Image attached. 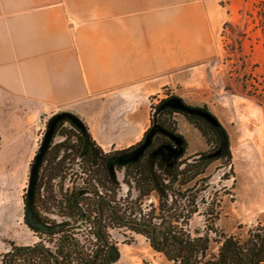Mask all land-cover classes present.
Masks as SVG:
<instances>
[{"label": "crops", "instance_id": "0c3cea01", "mask_svg": "<svg viewBox=\"0 0 264 264\" xmlns=\"http://www.w3.org/2000/svg\"><path fill=\"white\" fill-rule=\"evenodd\" d=\"M225 1L0 0L5 253L37 243L24 196L47 119L72 113L101 147L137 145L151 125L145 100L218 53Z\"/></svg>", "mask_w": 264, "mask_h": 264}, {"label": "trees", "instance_id": "16d2710c", "mask_svg": "<svg viewBox=\"0 0 264 264\" xmlns=\"http://www.w3.org/2000/svg\"><path fill=\"white\" fill-rule=\"evenodd\" d=\"M178 116L199 131L206 142V150L185 161L181 159L171 168L162 167L149 157L150 154L144 153L138 161L114 169L116 174L124 171L125 182L133 185L139 194L137 200L151 197L154 193L158 196V207H153L150 213L139 220L127 218L116 204L103 205L98 200L83 197L82 192H95L92 182L88 184V190L77 188L64 193L62 180L57 185L59 197L42 195L43 184L48 190L52 181L62 177L65 170L63 161H56V155L62 150L79 151L81 147L87 148L86 141L96 146L86 125L88 140L73 131H59L60 136H68V141L55 147L50 146L39 171L45 181L37 186L34 208L36 220L43 227L32 228V231L40 237V241L28 247H18L11 243V250L2 255L1 264H116L121 253L117 243L110 241L107 235L109 224L129 228L147 237L151 248L173 264H264V223L250 228L243 237L226 235L214 224L205 232L196 230L193 233L189 229L193 217L200 215L196 205L199 195L194 193L191 184L217 162H222L225 167L232 166L230 135L207 106L189 105L178 96L162 100L153 110L152 127L141 143L118 153L140 146L153 128L156 131L178 132ZM73 136L78 139L75 144L72 143ZM52 149L55 156L50 159ZM114 172L104 166L98 174L104 175L106 182L100 179L99 185L106 190L110 188L115 195L119 181ZM92 173L93 179L97 172L94 169ZM47 205L56 213L50 212ZM48 215H57L64 220L57 221ZM84 228H87V240L81 241L79 236ZM211 232L217 239L211 238ZM214 244H217L216 251Z\"/></svg>", "mask_w": 264, "mask_h": 264}, {"label": "rangeland", "instance_id": "374dc122", "mask_svg": "<svg viewBox=\"0 0 264 264\" xmlns=\"http://www.w3.org/2000/svg\"><path fill=\"white\" fill-rule=\"evenodd\" d=\"M222 4L228 9V17L220 34L218 53L207 65L189 71L176 84L166 85L143 104L151 117L162 100L178 96L189 105L207 106L223 123L231 139L232 166L225 167L222 162H217L191 184L194 193L199 195L196 205L200 215L193 217L189 229L193 233L196 230L205 232L214 224L226 235L243 237L250 228L264 223V0H227ZM50 119H47L44 133ZM176 121L179 132L187 141L183 161L207 149L197 129L181 116ZM97 128L94 129L98 131ZM43 138L44 134L40 146ZM61 139L58 137L56 141ZM126 145L118 143L112 147L100 146V149L114 153L135 146L126 149ZM66 167L73 169L67 171L71 179L63 181V192L69 193L80 188L82 181L74 179V175H79L81 167ZM117 180L115 204L127 218L139 220L153 207H158L159 199L155 193L137 200L139 194L133 185L125 182L124 171L117 173ZM57 185V181L52 182L42 195L59 197ZM47 208L56 213L50 205ZM48 216L57 221L64 220L57 215ZM106 232L121 253V260L116 264H173L151 248L147 237L129 228L109 224ZM35 235L39 242L40 237ZM210 235L217 239L214 233ZM79 239L87 240V228L83 229ZM8 248L11 250L10 245ZM214 248L216 251L217 244ZM3 254L5 252L0 248V264Z\"/></svg>", "mask_w": 264, "mask_h": 264}, {"label": "flooded vegetation", "instance_id": "af4514ba", "mask_svg": "<svg viewBox=\"0 0 264 264\" xmlns=\"http://www.w3.org/2000/svg\"><path fill=\"white\" fill-rule=\"evenodd\" d=\"M151 127L152 126L150 125V128ZM64 130L76 132V134L81 135V137L83 139L88 140L87 136H86L87 130L84 132L81 128H79L74 123L70 122L69 120H64L62 122V124L60 125V127L57 129V131L54 133V136L52 138L53 142L51 141L50 146L55 147L58 144H61L65 141H68V136H60L58 134L59 131H64ZM156 130H157L156 128L151 129V131L149 132V134L147 135V137L144 139L143 143L140 146H138L137 148L132 149L130 151L123 152V153L102 152L100 150V146L97 145V143H96V146H91L90 143L89 142L87 143L86 140L85 141H86V144L88 145V147L87 148L85 146L81 147L79 149V151H76L73 149H68L66 151L62 150L58 155L55 156V153L52 149L49 153V158L52 159L55 156L56 161H63L64 167H65V170L62 174V177L56 178L52 182L57 181L59 183L62 180L63 181L67 180V178H69V180L71 179L68 176L67 171L73 170V169H69L66 166L73 165V166L81 167L79 175L72 174L75 176L74 179H79L82 181V183L80 184V190H85L88 187V184L91 182L95 185V187H93V189L96 188L95 192L94 191H89L88 193L82 192L81 195L83 197H87L89 200L90 199L98 200L103 205H107L109 203L110 205L114 206L115 205L114 191H112L110 188H109V190H106L105 187L99 185L100 179H103V182H105L104 181L105 180L104 175H101V173L98 174L99 172H101L102 169H104V166H106L108 168V170H110L111 172H114V169L117 166H121L117 163L113 164V161L116 158L123 157L126 155L137 154L139 152H141L140 157H142V155L144 153L150 154L149 157L154 162H157L162 167H168V168L173 167L174 164H176L178 161H180L181 159H183L185 157L186 151H187V141H186L185 137L179 132V130H178V132H171L168 130H158V131H156ZM78 131H80L81 134ZM150 134H151V137L149 138ZM155 134L157 136L153 140ZM58 137H62L61 141H56V139ZM77 140H78L77 137H75V136L72 137V143L73 144L77 143ZM152 140H153V143L150 146V143ZM139 143H141V142H139ZM50 146H49V148H50ZM49 148H48V150H49ZM39 151H40V149L38 150L37 155L39 154ZM46 153H45V155H46ZM37 155H36V157H37ZM140 157L138 158V160L140 159ZM34 163H35V160H34ZM129 164H131V163H129ZM91 165H94V166L92 167ZM127 165H124V166H127ZM124 166H121V167H124ZM94 169L97 172V174H96L97 177L95 176V178L92 179V176L94 175V173H92V172ZM31 170H32V167H31ZM39 171H40V169H39ZM114 174H115V176H117V174L115 172H114ZM29 180H30V178H29ZM44 181H45V178L42 179V176L39 173L38 181L36 184V190H37L38 184L39 183L42 184ZM44 190H45V184H43V186L41 188V192H43ZM87 190H88V188H87ZM35 196H36V191H35ZM26 199H27V195H26ZM34 201H35V198H34ZM25 203H26V200H25ZM25 212H26V210H25ZM34 212H35V208H34ZM35 222L38 223L36 219H35Z\"/></svg>", "mask_w": 264, "mask_h": 264}, {"label": "water", "instance_id": "95a60500", "mask_svg": "<svg viewBox=\"0 0 264 264\" xmlns=\"http://www.w3.org/2000/svg\"><path fill=\"white\" fill-rule=\"evenodd\" d=\"M64 120H69L70 122L74 123L79 128H81L84 132L86 131L85 124L81 121V119L78 116L72 113L56 114L48 122L46 131L44 133V138L40 146L39 154L37 155L35 159V163L30 173V180H29V185L27 189V199L25 203V210H26L25 222L28 225V227H30L31 229L32 228L40 229L43 227L42 224L35 222L36 217H35V212H34V198H35L36 184L38 181L39 169H40L43 157L51 144L54 133L57 131V129L60 127V125L62 124ZM150 137H151V134L149 135V138ZM140 155H141V152L137 154L119 157L113 161V164L117 163L121 166H124L129 163H134L138 160Z\"/></svg>", "mask_w": 264, "mask_h": 264}]
</instances>
